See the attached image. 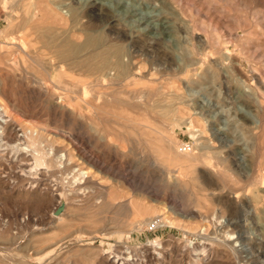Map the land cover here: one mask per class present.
<instances>
[{"label": "rangeland", "instance_id": "rangeland-1", "mask_svg": "<svg viewBox=\"0 0 264 264\" xmlns=\"http://www.w3.org/2000/svg\"><path fill=\"white\" fill-rule=\"evenodd\" d=\"M9 1L0 264H264V0L39 2L53 44L97 30L114 46L120 35L137 93L126 82L92 90L87 65L51 78L36 28L29 54L7 43Z\"/></svg>", "mask_w": 264, "mask_h": 264}, {"label": "bare ground", "instance_id": "bare-ground-1", "mask_svg": "<svg viewBox=\"0 0 264 264\" xmlns=\"http://www.w3.org/2000/svg\"><path fill=\"white\" fill-rule=\"evenodd\" d=\"M7 1V0H6ZM42 1V0H21L19 2V0H12V1H9L12 5V12L9 13V16L7 18V26L6 28L3 29V32H4V35H5V32H12V31H15L17 33V35H14L11 34V37H10V41H8L7 43L10 44V45H16L17 47H19V49L23 50L24 52H26V54L30 53V51H28V47L30 45H27L28 43V40H29V37L32 35V33L30 32L32 28H36V36L41 40L42 39H45V42H46V45L45 47L47 46H51V56L48 57V61L47 59L44 58V62L41 60V62H43V64L40 62V64H42V66L40 65V67H42V69H44L45 73H47L51 78L55 75V74H58L56 75L57 77H62L66 74H68L70 71L68 68H64V65L65 66H68L70 69H73V68H78L79 69V66H82V65H87L89 67V70L92 72V90H94L95 88H99V91L101 90L102 88V91H103V88H109V85L112 84L113 82H126L125 85L126 88H129L130 90L132 91H135L136 90H133L131 88H133L134 86H136L140 81V79L138 80L136 77V66H134V59L132 56L131 59L129 60H125L124 59V56L127 55L129 53L128 49L124 46V39H122V37L119 35V39L118 40H121V42L124 44H122L121 42H118V43H121V44H114V46H111V45H108V43L105 42L106 40V37L104 34L102 33H97V34H94L97 32V30L92 33L91 35H88L86 38V41L79 45H75V44H71L70 42L71 41H62L61 43H54V41H56L55 39V33L53 31H51L54 27H50V26H44L43 23L41 25V23L37 22L38 21V18L36 19V16L37 15H40L41 16V19L43 18H46L44 17V13L41 11V9L43 7H39L38 4H40L39 2ZM48 1V0H47ZM52 1V0H51ZM72 8V6L70 7ZM73 10V8L71 9V11ZM16 11L17 14L15 13ZM44 11V10H43ZM51 11V10H50ZM75 11V8L74 10ZM52 12V11H51ZM45 13H47L45 11ZM11 16H14L13 19ZM52 18V16H51ZM54 18V17H53ZM52 18V19H53ZM74 18V17H73ZM40 19V20H41ZM50 19V18H49ZM70 19V18H69ZM78 19V17H75L74 18V21ZM56 20V19H54ZM73 20V19H72ZM43 21V20H41ZM57 21V20H56ZM51 22H55V21H51ZM91 31V30H90ZM92 32V31H91ZM9 36V35H7ZM6 36V37H7ZM37 38V39H38ZM16 39L18 40L17 43L16 42ZM38 39V40H39ZM66 39V38H65ZM108 40V39H107ZM40 41V40H39ZM44 41V40H43ZM126 41V40H125ZM2 42L0 40V51L2 52ZM31 42V41H30ZM41 42V41H40ZM64 42V43H63ZM32 43V42H31ZM73 43V42H72ZM112 44V43H110ZM118 44V45H117ZM27 47V48H26ZM44 47V48H45ZM185 47V46H184ZM42 48V47H41ZM40 48V49H41ZM47 49V48H46ZM186 49V48H185ZM42 51V53L45 52V50H43V48L40 50ZM184 51V50H183ZM20 52V50H19ZM35 52V51H34ZM38 52V51H36ZM185 52V51H184ZM183 52V55H185V53ZM40 54H42L41 52H38ZM131 53V52H130ZM37 54V53H36ZM132 54V53H131ZM43 55V54H42ZM49 55V54H48ZM47 55V56H48ZM1 56H3L2 54H0V61H1ZM44 56V55H43ZM46 56V55H45ZM186 56V55H185ZM184 56V57H185ZM190 56V55H189ZM17 57V56H16ZM16 57H11L13 60L16 58ZM20 57V56H19ZM5 58V57H4ZM18 58V57H17ZM21 58L23 59V56H21ZM32 58V57H31ZM186 58V57H185ZM191 58V57H190ZM34 61L37 62V60L39 58H34ZM26 60V59H25ZM38 60V62L40 61ZM134 60V61H133ZM9 61V60H8ZM18 61V60H17ZM24 61V60H23ZM50 61V65H49V62ZM187 62H190L191 64L193 63V60H189L188 59V54H187V59H186ZM2 62V61H1ZM13 62V61H11ZM16 62V61H14ZM27 62V61H26ZM30 62V61H29ZM198 62V61H197ZM196 63V62H195ZM9 64V63H8ZM17 64V63H16ZM28 64V63H27ZM38 64V63H37ZM189 64V63H188ZM190 64V65H191ZM194 64V63H193ZM25 65V64H24ZM32 65V64H30ZM39 65V64H38ZM29 66V65H28ZM33 66V65H32ZM35 66V65H34ZM33 66V67H34ZM37 66V65H36ZM35 66V67H36ZM75 66V67H73ZM14 67V66H13ZM12 67V69H13ZM32 67V68H33ZM39 67V68H40ZM16 68V67H15ZM38 68V66L36 67ZM11 69V68H10ZM17 69V68H16ZM83 69V68H81ZM77 70V69H76ZM88 70V69H87ZM15 71V69H14ZM11 72V71H10ZM36 72V71H35ZM185 72V71H184ZM14 73V72H13ZM43 73V72H42ZM45 73H44V76H45ZM71 73V72H70ZM17 74V73H16ZM37 74H38V71H37ZM40 77V76H39ZM46 77V76H45ZM208 79V78H207ZM53 81V80H52ZM39 82V81H38ZM149 82V81H148ZM117 84V83H116ZM119 84V83H118ZM43 86V85H42ZM122 86V85H121ZM198 86V84H197ZM112 88V87H110ZM125 88V87H124ZM127 90V89H126ZM205 90V89H204ZM98 91V90H97ZM108 92V91H107ZM131 92V91H130ZM115 93V92H114ZM107 94V93H106ZM125 94V93H124ZM153 94V93H152ZM155 94V93H154ZM104 95V94H103ZM96 96V95H95ZM151 97H153L151 95ZM153 99V98H151ZM174 99V98H173ZM166 101V100H165ZM96 102V101H95ZM93 101V98H92V106L93 104L95 103ZM157 102V101H156ZM222 102V101H221ZM137 103V102H135ZM140 103V102H139ZM171 100L167 101L164 105H161L162 106V111H164V116L163 117H169L170 116V113L173 111V108L171 107ZM103 104V103H102ZM131 104H134L131 103ZM141 104H146L145 102L143 103H140L138 106H140ZM159 104V103H158ZM191 104V103H190ZM195 104V103H194ZM124 105V104H122ZM151 106H154L155 104L152 103L150 104ZM135 106V104H134ZM143 106V105H141ZM204 106L203 104L200 105V107ZM145 107V106H144ZM146 108V107H145ZM154 108V107H152ZM156 108V107H155ZM160 108V107H158ZM149 109V108H148ZM3 108L0 107V120H3V121H6V119L4 118L5 117V114L2 112ZM150 110V109H149ZM154 110V109H153ZM158 112V111H156ZM172 114V113H171ZM7 115V114H6ZM172 116V115H171ZM163 119V118H162ZM2 121V122H3ZM3 124V123H2ZM236 125V126H235ZM233 127H234V135H236L237 137H239V139H245L247 138L246 137V134H245V130L243 131V129L239 126H237V124H235ZM240 125V124H238ZM5 126V125H4ZM5 130V129H4ZM4 130H2V132L0 131V135L4 132ZM7 131V130H6ZM11 131V130H10ZM13 132V131H12ZM4 135V134H3ZM7 135V133H6ZM5 136V135H4ZM10 136V135H9ZM4 139V138H3ZM145 139V138H144ZM247 143V142H246ZM192 148V147H191ZM190 148V150H191ZM205 150V152L201 155V153H199V158L197 159H200V161L202 160L201 158L203 156L205 157H208V151L209 149L206 148V146H204L203 148ZM189 150V151H190ZM186 153V152H185ZM186 155H192V154H186ZM207 159V158H205ZM208 161H210V158L207 159ZM40 161V160H39ZM203 161V160H202ZM206 161V160H204ZM200 163V162H199ZM207 163V161H206ZM192 164V163H190ZM212 165V164H211ZM168 166V165H167ZM171 172V171H170ZM42 181V180H41ZM207 185V183H206ZM200 187V186H199ZM211 187V186H210ZM208 187V188H210ZM46 188V187H45ZM203 189V188H202ZM67 193V192H66ZM260 196L257 194V197ZM206 198V197H205ZM260 198H262L260 196ZM257 199V198H256ZM260 200V199H258ZM66 200H64L65 202ZM61 203V202H60ZM100 210V209H99ZM102 211V209H101ZM58 216L61 215L60 214H57ZM103 216V215H102ZM96 219V218H95ZM120 219V218H119ZM158 240V239H157ZM126 258V257H125Z\"/></svg>", "mask_w": 264, "mask_h": 264}, {"label": "built area", "instance_id": "built-area-1", "mask_svg": "<svg viewBox=\"0 0 264 264\" xmlns=\"http://www.w3.org/2000/svg\"><path fill=\"white\" fill-rule=\"evenodd\" d=\"M188 148V145H184L183 146V149H187ZM162 225V222H161V218H155L151 221L150 223V229L153 230V229H157L158 227H160Z\"/></svg>", "mask_w": 264, "mask_h": 264}, {"label": "water", "instance_id": "water-1", "mask_svg": "<svg viewBox=\"0 0 264 264\" xmlns=\"http://www.w3.org/2000/svg\"><path fill=\"white\" fill-rule=\"evenodd\" d=\"M59 212H60V210L57 211V213H59Z\"/></svg>", "mask_w": 264, "mask_h": 264}]
</instances>
